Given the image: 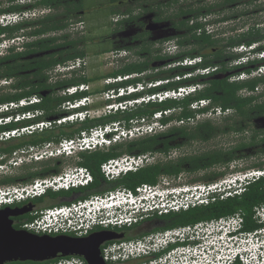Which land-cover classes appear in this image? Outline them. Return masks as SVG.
Listing matches in <instances>:
<instances>
[{
	"label": "flooded vegetation",
	"instance_id": "1",
	"mask_svg": "<svg viewBox=\"0 0 264 264\" xmlns=\"http://www.w3.org/2000/svg\"><path fill=\"white\" fill-rule=\"evenodd\" d=\"M74 5L79 6L78 4L84 0H69ZM189 0H119L118 3H121L122 7L125 10L131 12L123 13L124 20H128L130 15L137 17V22L133 24H126L123 27V30L119 32L122 42L119 46H114L112 48L115 54L118 52H125L126 57L121 59L123 65L118 68H111L112 61L105 62L99 67H92L90 62H87V54L89 52L84 51L83 57H78L76 59H81L83 63L73 70H63V72L58 75L52 76V71L55 66L45 69L42 79L38 78H15L9 79L8 84L17 86L21 83H27L28 85H34L39 87L41 83V92L40 96L32 95L30 97H24L22 99L28 100L32 97L37 98V102H33L32 105L28 102L26 107L13 109L8 112L0 113V119L2 118H11L10 123L0 126V134L3 132L11 130H19L24 126L34 125L38 122H49L50 126L44 129L43 131H34L31 134H21L18 133L17 136L12 137L5 141H0V148L7 146L8 144L15 143L20 145L25 143L23 146L15 149L11 153L0 152V163L6 165L5 176L0 179L13 177L19 175L18 171H24L25 173L35 172L37 175H44L43 177H36L34 179L45 178L48 176H53L61 173L67 167H83L80 163L87 158V156H94L92 161L96 160L95 155H113V157L108 160L103 161L100 166L110 160H123L141 158V163L133 165L130 163L131 168L136 169L135 172L127 173L123 176L118 177L115 180L107 181L105 178L102 184L98 186H92L94 183L93 175L90 169L87 171L92 176V182L84 187L77 190H71L70 194L65 193H46L42 197V201L39 202L36 199L27 200L20 204H14L11 206H3L0 210L5 208L9 210L20 209L24 206L31 207L30 212L20 216L10 217L13 223V227L17 226L20 222H23L27 219V216L35 210H41L46 207L59 206V205H68L72 202L78 201L80 199H85L90 196H101L108 192H119L120 194L125 195L127 192H132L137 195L140 194L137 192V188L141 185H147L151 188H156L158 191L167 192L174 191L176 188L160 187L158 183L161 179L163 180H174L180 179L181 177H188L189 180H197L203 182H216L225 177L243 171H237V168L234 165L242 163L241 161L247 159L256 158V143L264 145V109L262 110H250L246 115L241 114V112L235 108L222 109L220 106L211 105L212 109H197L193 110L189 108L188 112L185 114V118H179L182 115L183 111L171 110L168 115H164V118H168V124H161L162 127L154 128L150 133L140 131L137 133L131 134L128 138H122L121 141L113 143L108 147H97L92 150H80L78 147H75V155H77L78 160L65 161L66 158L57 157L52 158L50 155L59 147L60 141L63 139H69L75 137L82 131H89L90 129L97 127H104L112 123H117L118 126L113 129L109 134L106 135L107 138L111 139L115 135L121 136V133L131 132L133 127L127 122L124 118H118L112 122H105L109 119L111 115H119L120 113L125 116L129 111H112L110 114H106V108L108 106H113L118 103H128L134 99L139 98L143 93H136L134 95L123 94L120 98L107 99L106 94L109 92L117 91L119 89H127L128 87H137L140 85H146L154 81H167V83H175L177 77L180 86H189V85H201L203 89L207 84L197 83L192 84L190 79H182L183 76L187 73H192L191 67H167L168 65H173L178 62L183 61L187 58H196L189 57L187 53H192V46L180 45L179 40H182L186 37H190V33L187 28H180L179 25L174 22L172 19H168V16L172 14V11L177 8L179 5L188 4ZM203 1V0H202ZM208 1V0H204ZM105 6L107 12L109 13L113 2L111 0H105ZM211 2V0L209 1ZM45 9V8H43ZM62 12L60 14L55 13V8H47L46 14L42 18L56 17L59 16L61 19L65 18V8H61ZM51 11L53 13H51ZM233 15L232 21L234 22V39L237 43L236 46L244 47V52L258 53L264 51V0H233ZM88 10H82L80 8L74 9L70 15L81 17ZM3 15V14H2ZM183 17L180 19V22L184 21ZM71 21V20H70ZM61 30H51L46 32L41 36L43 39H55L54 45H59L62 43L58 38L61 36ZM30 39V38H29ZM253 39L254 42L248 44V40ZM173 41L176 45V52L173 55H163L161 49L155 48V44H160L163 42ZM121 49H117L118 47ZM97 53L99 55H104L111 53L112 60H115V55L113 51ZM205 58H210L214 60H224V50L222 46H208L201 50H197ZM94 54V53H91ZM96 54V53H95ZM184 55V56H182ZM135 56V57H134ZM153 57H157L154 59ZM200 57V56H198ZM202 59V57H200ZM67 60L63 63L73 61ZM86 60V61H85ZM115 62V61H114ZM217 62L215 66V71L210 73L207 76L215 77L220 75L219 70L222 68V63ZM160 63H163L162 65ZM57 64V65H59ZM135 64L137 66H144L142 72H133L130 74H118L115 77L112 75L119 72L123 67L127 65ZM234 64V63H233ZM110 67V68H109ZM180 70L184 72L179 75L177 74ZM134 75L132 78L123 80L121 82L107 84L105 81L109 78H116L119 76ZM221 77V76H220ZM73 79L74 84L66 83L68 80ZM155 79V80H151ZM84 85L86 88L82 92H77L73 96H67L62 94V91L68 87ZM30 86L27 87V89ZM197 92V91H196ZM238 92V96L243 98L242 94ZM159 93V92H158ZM141 94V95H140ZM137 97L134 98V96ZM139 95V96H138ZM253 98L250 108H254L257 105L264 106V94L252 95ZM82 98H89L90 103L85 104V106H80L75 109H67L66 103L75 102ZM20 99V100H22ZM17 100V101H20ZM11 101V102H17ZM219 107L221 109L220 113H216L214 108ZM39 112V115L37 114ZM80 112H88L86 119L83 122L96 124L93 127L79 130L82 122L69 123L65 122L60 125L56 124L57 120L67 118L70 115L78 114ZM176 112V113H174ZM29 113L31 117L28 120H20L19 122H14V119L17 115L21 116L22 114ZM105 122V123H103ZM11 127V128H10ZM72 133L71 137H67L65 134ZM41 135V136H40ZM42 139V141H37V139ZM155 139L150 141H143L145 139ZM36 140L33 142V140ZM31 141L33 143H31ZM132 142H139L136 145H133ZM245 144L249 145L243 150L240 149V145ZM17 150L25 151L26 162L23 165L18 167H7V164L13 160V153ZM39 154L42 156V159L39 161L34 160V156ZM259 157H264L263 154H260ZM264 162V161H263ZM93 164V163H92ZM41 165V166H39ZM39 166V167H37ZM99 166V173H100ZM168 166L171 167L172 174H167ZM263 166V165H262ZM231 167L234 169H231ZM230 168V170H229ZM248 168H257V166H250ZM142 169H147L148 173L144 176L147 180H156L154 186L148 184H141L135 186L132 190L131 187L126 184L120 183V181L127 175L131 173H136ZM228 169L229 172L226 170ZM247 169V168H245ZM227 172V173H226ZM221 173H224L220 176ZM229 173V174H228ZM215 176L211 179V177ZM32 179V180H34ZM30 180L29 182H31ZM136 180L133 179V183ZM28 183V182H26ZM22 184V182L14 184H0V185H16ZM182 189V187H178ZM192 195V189H185ZM97 192V193H96ZM242 193V192H241ZM240 193V194H241ZM234 194V193H233ZM228 193L226 195H221L219 197L211 196L213 201L223 200L228 197L238 196ZM239 194V195H240ZM209 203V204H210ZM208 205V204H207ZM168 211L166 213H170ZM179 212V211H178ZM157 216H154L152 213L141 216L135 223L129 226L122 227H94L88 233H97L101 231H112L120 236V239L113 241H108L103 246H108L110 244H121V243H140L144 246L145 249L150 251L151 244L156 241L158 238H163L161 235L164 232L171 231L172 237L168 236L167 243L165 246L160 247L155 252H149L147 255L141 256L140 261L148 260L149 262L156 261H169L176 260L178 257L183 256L184 258L188 257L187 262L194 261V257H198L199 261H203L207 256H210L214 251L209 242L213 239L220 240L224 238L227 241H233L234 243L243 242L245 237L243 234L252 233L254 231H261L264 228V225H260L258 228L253 231H244L241 228L238 230H228V227L225 226L223 230L225 233L231 232L229 236L225 237H216L213 232H207L198 237L197 233L194 231V227H178L172 230L161 231L166 227V223L161 219V215L155 212ZM150 218V219H149ZM222 218L212 223H217L218 221L224 220ZM205 225V224H200ZM187 228L188 230L182 235L176 234L175 230ZM231 229V228H230ZM87 234V235H88ZM161 236V237H159ZM175 236H179V240H173ZM73 237V236H72ZM220 238V239H219ZM252 241H262L264 240L263 235H255ZM172 242V243H168ZM192 252L194 254H192ZM198 255L196 256L195 254ZM158 255V256H156ZM193 257V258H192ZM263 258L264 256H261ZM191 258V259H190ZM138 259V258H137ZM138 260L129 259L124 262H118V264H133ZM174 264V262L172 263Z\"/></svg>",
	"mask_w": 264,
	"mask_h": 264
},
{
	"label": "built area",
	"instance_id": "2",
	"mask_svg": "<svg viewBox=\"0 0 264 264\" xmlns=\"http://www.w3.org/2000/svg\"><path fill=\"white\" fill-rule=\"evenodd\" d=\"M22 1H31V0H22ZM34 1V0H33ZM23 3V2H22ZM34 11L23 12V13H11L7 15H0V25L7 24H15L20 21H23L27 18L34 17ZM30 16V17H29ZM124 18L123 15H112L110 20L112 21V25H115L117 22L121 21ZM81 23V22H79ZM73 24H69L67 28L70 30H74L72 26ZM207 33H212L208 27H206ZM19 41V40H17ZM9 43H15L13 39H4L0 41V55L2 51H5V48L9 45ZM17 44V43H16ZM155 48L161 49L163 55H173L177 48L173 41L163 42L160 44H155ZM244 47L240 46L234 48L233 51L240 52ZM18 50L21 48L18 47ZM115 54V53H114ZM115 58H124L126 57L125 52H118V54L113 55ZM262 58L264 57V51L258 52L255 55H251L248 57H243L234 62V64L243 63L248 59L253 58ZM81 59H75L73 61L67 62L66 64L56 65L54 70L52 71V76L58 75L63 72V70H73L74 68L79 67L81 63ZM202 59L200 57L196 58H187L181 62H178L173 65H168L167 67L179 66V67H193L201 63ZM215 67H207V68H197L192 73H187L183 76L182 79H189L195 76H207L210 73L214 72ZM134 75H126L119 76L116 78H109L105 82L107 84L121 82L123 80H127L132 78ZM264 76V66L257 67L252 70L249 74L241 73L239 75L232 76L230 81H242L253 79L257 77ZM177 77L176 79L179 80ZM161 81H154L146 84L147 88H154L159 85ZM162 83H167V81H163ZM201 85H189V86H181L176 89H170L166 91H162L159 93L147 94L143 95L137 99H134L128 103H118L115 106H108L106 109V114H110L112 111H133L139 105V102L148 103V102H163L168 99L172 100H182L187 96L194 94L196 91L201 90ZM86 88L84 85L72 86L64 89L62 94L67 96H73L79 91H83ZM142 89V87H128L127 89H119L115 92L114 97L122 95V94H133L136 89ZM110 95L106 94V98H111ZM243 97H250L252 95H260L264 94L262 89L257 86L253 91L242 90L240 92ZM28 102L33 103L37 102V98L32 97L28 100L22 99L17 102H9L0 104V113L8 112L13 109H17L20 106L26 105ZM88 99L82 98L75 102L66 103L67 109H75L82 105L87 104ZM209 103L208 100H200L192 103L190 108L193 110L202 109L207 106ZM212 109V108H210ZM112 110V111H111ZM216 113H220L221 109L219 107L214 108ZM168 112L155 113L152 116L154 122L149 124H144L142 126L135 124L134 121L130 122V125L133 127L131 132L121 133L122 135H115L111 139L107 138L106 135L109 134L113 129H115L118 124L112 123L109 125H105L104 127H97L90 129L89 131H82L77 134L73 138L63 139L60 142L59 147L50 155L52 158L57 157H65V161H77V155H75V147H78L80 150H92L97 147H108L113 143L121 141L122 138H128L133 133H137L140 131H144L150 133L156 127H162L159 123V119L163 115H167ZM39 115V112H37ZM88 115V112H80L78 114L70 115L67 118H63L56 121L57 125H60L65 122L74 123V122H83ZM31 114L26 113L21 116L17 115L14 119V122H19L22 119H29ZM11 118H2L0 119V126L10 123ZM50 126L49 122H38L34 125L24 126L19 130H11L7 132H3L0 134V141L8 140L12 137L21 134H31L34 131H43L47 127ZM13 160L7 164V167H18L20 165L25 164V151L17 150L13 153ZM42 159V156L36 154L34 156V160L39 161ZM133 165L137 163H141V158L135 159H127L123 160H110L103 163L100 166V174L107 181H112L117 179L120 176H123L130 172H135L136 169L129 167L130 163ZM6 165L0 163V178L5 176ZM264 178V165L257 168H247L243 171L237 172L235 174H231L225 177L222 180L216 181L214 183L203 184L201 187L195 186L194 191L199 190L198 193L189 195L185 197L180 202H172L169 209L167 207L158 211V214L166 213L169 210L172 212L185 211L189 208H192L197 205H207L213 201V198L209 196L211 192L216 190L221 184L227 185V188L234 186L236 183L242 184V186L247 185L257 179ZM92 182V176L84 167H67L61 173L53 176H48L45 178L34 179L28 183L16 184V185H0V208L3 206H11L14 204H20L27 200H33L43 197L46 193L50 192L53 194H57L60 192H68L71 190H77L79 188H84L88 186ZM264 188V184H263ZM138 193L144 192H152L153 188L147 185H141L137 189ZM244 191V188L236 191V194L239 195ZM154 192V191H153ZM194 193V192H193ZM127 198H134L132 192H127L125 195L120 194L119 192H108L101 196H90L85 199H80L78 201L72 202L68 205H59V206H51L46 207L41 210H35L30 214L32 217L30 220L26 219L23 222H20L17 226L19 229L26 230L30 233L36 235H69L73 237H84L86 236L93 227V224L98 225V227L108 228V227H122L129 226L135 223L140 217H126V218H116L112 219H101L95 220L93 216V212L95 209H99L100 207H109L115 203V201L120 202V200ZM264 205L260 207H256L254 209V218L256 219L257 224L264 225ZM208 224H216L217 227H222L224 224L231 229L238 230L242 226V218L239 213L234 214L231 217H228L224 220L218 221L217 223H208ZM207 225V224H205ZM188 229L183 228L179 230H175L176 234L179 236L185 233ZM263 235L264 236V228L261 231H254L252 233L243 234L245 240L239 244V242L227 241L224 238L213 239L209 242V245L214 248V251L210 256H207L202 262L199 260H195L192 262H186L185 264H264V240L262 241H252L251 239L255 235ZM163 238H158L154 241L150 246V251L155 252L160 247L165 246L167 243L168 236L171 235V231H167L162 233ZM161 237V236H159ZM172 237V236H170ZM101 257L104 262L107 264H118V262H124L131 258L137 259L143 255L149 254V250L145 249L143 245L138 243H121V244H110L108 246H103L100 248ZM158 262L152 261L148 264H157ZM49 264H86L83 258L78 256H69L64 258H57L55 262Z\"/></svg>",
	"mask_w": 264,
	"mask_h": 264
},
{
	"label": "trees",
	"instance_id": "3",
	"mask_svg": "<svg viewBox=\"0 0 264 264\" xmlns=\"http://www.w3.org/2000/svg\"><path fill=\"white\" fill-rule=\"evenodd\" d=\"M13 3L14 0H8ZM113 2L112 8L108 13L109 18L112 15H123V13L131 12L129 10L120 11L119 9L123 8L121 3H118L119 0H111ZM206 3L203 4V3ZM79 6L74 8V5L69 0H34L32 3L19 4L7 6L6 8L0 9V15L2 14H11V13H23L36 8H65V18L61 19L59 16L41 18L37 21H20L15 24L0 26V38L11 39L16 35L21 34L23 38H26L27 41L24 42L20 51L14 52L13 49H9L7 54L0 55V81L9 80L15 78H38L42 79L44 77V70L51 68L59 63H63L67 60L76 59L78 57H83L84 51L79 50V44H82V39H70L67 34H62L58 40H61L62 43L59 45H54L55 39H43L41 38L46 32L51 30H61L64 31L67 29L70 22L74 18H81L77 16H71L70 13L75 9L84 8V4L81 1ZM233 8V0H216L214 2L202 1V0H192L186 5H179L172 11V14L168 16V19H173L174 22L179 25L180 28H187L190 33V37H186L182 40H179L180 45H191L193 48L192 53H187L189 57H202L201 63L190 68L191 71H194L196 68H207L210 66H215L217 62L222 63V68L219 70L220 75L215 77L211 76H195L191 77L192 84L205 83L207 84L203 89L195 92L194 94L185 97L179 101L165 100L163 102L153 103L148 102L137 106L133 111L127 112L125 116L121 113L119 115H111L108 120L105 122H112L118 118H124L127 122H131L134 119H147L150 120L155 113L162 112H171V110L183 111L182 115L179 118H185L188 112L190 105L196 101L200 100H209L211 105L220 106L222 109L235 108L241 112V114L246 115L250 110H262L264 106L257 105L254 108H250L253 98L252 97H243L240 98L237 94L241 90L253 91L257 86L264 85V76L242 80V81H230L229 79L234 75H239L241 73L249 74L252 70L257 67L264 66V58L258 59H248L245 62L238 64H233L237 60L243 57H248L252 52H235L234 48H237V43L235 42L234 37H228L224 39L220 38L215 32L207 33L206 27L222 24L224 22L232 21V15H224L222 18H217L216 20L206 19L208 16L215 15L221 11L228 10ZM184 18L183 22H180V19ZM198 18L203 19L204 21H197ZM71 20V21H70ZM69 21V23H68ZM137 22V17L130 15L128 20H121L117 22L114 26H117L118 29L123 28L126 24H133ZM30 38V39H29ZM255 40H248V44L254 42ZM120 43V42H119ZM208 46H222L224 50V60L212 61L210 58H205L197 50H201ZM118 47L117 49H121ZM182 55V56H184ZM156 59L157 57H153ZM144 66H137L135 64L127 65L123 67L119 72L114 73L112 76L115 77L118 74H130L133 72H142L145 68ZM184 70H180L177 74L181 75ZM223 76L222 78H219ZM155 80V79H151ZM66 83L74 84L73 79L68 80ZM181 82L176 81L175 83H165L161 86L154 87L152 89H146L143 91V95L158 93L170 89H176L180 86ZM10 89L14 90V93L0 94V104L9 103L11 101H17L24 97H30L32 95L40 96L41 92V83L39 87L34 85H28L27 83H21L17 86L8 85ZM30 86L28 89L27 87ZM134 95V94H132ZM141 95V94H140ZM139 96V95H138ZM142 96V95H141ZM140 96V97H141ZM137 95L134 96V98ZM207 109V108H206ZM205 110V109H202ZM161 124H168L169 119L164 118V115L159 120ZM103 122V123H105ZM96 124L82 122L79 130L87 129L95 126ZM11 128V127H10ZM264 134V133H263ZM67 137H71L72 133L65 134ZM41 136V135H40ZM155 139H145L143 141H150ZM36 141L35 139L33 142ZM37 141H42L37 139ZM31 141V143H33ZM139 142H132L133 145L138 144ZM25 143L16 145L15 143L8 144L7 146L1 147L0 152L11 153L15 149L23 146ZM249 145L241 144L240 149L248 147ZM257 156L260 154L264 155V145L256 143V152ZM94 156L84 157L83 161L80 163L81 166L90 169L94 183L92 186H100L104 181L103 177L99 173L100 164L113 157V155H95L96 160L92 161ZM93 163V164H92ZM262 164H255L254 166L261 167ZM148 173L147 169H142L136 173H131L125 176L120 183L126 184L131 187L133 190L135 186L141 184H148L154 186L156 180H147L144 176ZM167 174H172L171 167L168 166ZM224 173H221L222 176ZM44 175H37V173H23L15 175L13 177H8L0 179V184H14L18 182L26 183L36 177H43ZM215 176L211 177L214 178ZM133 179L136 180L133 183ZM264 178H261L258 181H255L247 185L244 191L234 197H228L221 201L216 200L213 203L208 205H197L192 208H189L185 211L181 210L179 212H170L162 214L160 217L166 223V227L161 229V231L172 230L178 227H194L200 224H208L213 221L220 220L222 218H228L233 216L236 213H239L242 218V230L244 231H253L258 228L260 225L257 224L256 219L254 218V209L264 205ZM65 194H70L68 192H60ZM97 193V192H96ZM39 202L42 201V197L36 199ZM154 216H157L155 212L152 213ZM32 217L27 216V219L30 220ZM150 219V218H149ZM15 229H19L18 226H14ZM158 256V255H156ZM141 258V257H140ZM136 263L133 264H148L149 261H140L139 259ZM55 262V260L46 261L43 263H8V264H49Z\"/></svg>",
	"mask_w": 264,
	"mask_h": 264
},
{
	"label": "rangeland",
	"instance_id": "4",
	"mask_svg": "<svg viewBox=\"0 0 264 264\" xmlns=\"http://www.w3.org/2000/svg\"><path fill=\"white\" fill-rule=\"evenodd\" d=\"M32 1L33 0L24 2L22 0H14V2L11 3L8 0H0V9L6 8L7 6H10V5H14L16 3L26 4V3H32ZM104 1L105 0H84L83 1V4H84L83 9L84 10L90 9V12H87V14L83 15L81 18L72 19V21L70 23L73 25L70 27H73L74 30H70V28H67L66 30L62 31L60 34L61 35L67 34L70 39H82L83 43L79 44L78 49L89 52V54H87V57H89V59H86V60H87V62H90V65L92 67H99L105 62H109V61L111 62L112 61L111 68H118V67H121L123 65V63L121 62L122 58H115V60H112L111 53L104 54V55L97 54V53H102V52H109L110 50H112V48L114 46H119L122 44V42L119 41V39H121L119 32L121 30H123V28L118 29L117 26L112 25L113 23L109 18L107 8L105 6ZM190 1H192V0H189L188 3H190ZM208 1H210V0H208ZM214 1H216V0H211V2H214ZM203 4L206 5L205 2ZM45 10H47V8H45V9L36 8L35 10H31L30 12L34 11V14H36V15L34 17L29 16L30 18H27L23 21L40 20L46 14ZM119 10L123 11L124 8H121ZM61 12H62L61 8L55 9V13L57 15L60 14ZM233 12H234L233 8H230L228 10L216 13L215 15L208 16L206 19H209V20L212 19V21H213V20H216L217 18L218 19L222 18L224 15L225 16L226 15H232ZM51 13H53V12L51 11ZM3 15H7V14H3ZM197 21H204V20L198 18ZM79 22H81V23H79ZM68 23H69V21H68ZM208 29H210L211 32H215V34L217 33L216 35H218V37H220V38L223 37L224 39H226L228 37H233V35H234V22L228 21V22H224L222 24H217V25L215 24L213 26H209ZM4 39H6V38H0V41L4 40ZM11 39H13L15 43H21V42H18L17 40L23 41V43L26 41V38H23V36H21V34L16 35ZM8 41H10V39H8ZM19 48H22V44H21V46H19ZM113 50H115V49H113ZM240 52H244V51L241 50ZM5 53H6V51H2L3 55ZM91 53H94V54H91ZM113 53H115V52L113 51ZM82 62L83 61H81V63ZM8 85L9 84H8L7 80H1L0 81V94L14 93V90L10 89ZM259 87L262 89V92L264 93V85L261 84V85H259ZM142 104H144V103H142ZM176 111H178V110H176ZM174 113H176V112H174ZM167 115H168V113H167ZM152 122L153 121H151V119L146 120V124L151 125ZM263 161H264V157L257 156L256 158H253V159H247V160L241 161L242 163H238L237 165H234V167H236L237 171H239V170L248 168V167L255 165V164H262ZM39 166H41V165H39ZM39 166H37V167H39ZM234 167L233 168L231 167V169H234ZM229 170H230V168H229ZM226 171L229 172L228 169ZM18 173L19 174L23 173V170L18 171ZM225 176L222 179H224ZM222 179H220V180H222ZM207 183L208 182L197 181V180H192V179L189 180L188 177L184 176V177H181L180 179H174V180H163V179H161L158 183V186H159V189H160V187L176 188V190L179 189L178 187H182L184 189H192L193 190L192 193L194 192L193 194H195V192L196 193L199 192V190L194 191L193 188L195 186L201 187L203 184L206 185ZM212 183H214V182H212ZM153 190H158V189L153 188ZM150 195H152V194H150ZM263 215H264V213H263ZM216 229H218L216 224H207V225H199V226L195 227L194 231L197 233L198 237H202V235L206 234L207 232L208 233L209 232H213V233L216 232ZM192 254H194V253L192 252ZM195 255L197 256L198 253ZM201 258L194 257L195 260H198ZM188 260H189L188 257L184 258L183 256H181L180 258L178 257L176 260H170V262L169 261L164 262L162 260L157 264H172L173 262H174V264H185Z\"/></svg>",
	"mask_w": 264,
	"mask_h": 264
},
{
	"label": "water",
	"instance_id": "5",
	"mask_svg": "<svg viewBox=\"0 0 264 264\" xmlns=\"http://www.w3.org/2000/svg\"><path fill=\"white\" fill-rule=\"evenodd\" d=\"M30 210L29 206L17 210L7 208L0 210V264L43 263L69 256L81 257L86 264H107L100 255L102 244L120 239V236L112 231L72 237L36 235L26 230L15 229L10 217L27 214Z\"/></svg>",
	"mask_w": 264,
	"mask_h": 264
},
{
	"label": "clouds",
	"instance_id": "6",
	"mask_svg": "<svg viewBox=\"0 0 264 264\" xmlns=\"http://www.w3.org/2000/svg\"><path fill=\"white\" fill-rule=\"evenodd\" d=\"M7 25H11V24H7ZM0 26H2V25H0ZM3 26H6V25H3ZM26 41H27V39H26ZM18 42H21V43H17V44L16 43H11V44H9L5 48V51H6L5 54H7L9 49H13L14 52L19 51L18 47L21 46V44L23 45L24 43H23V41H18ZM255 54H252V55H255ZM262 58H264V57H262ZM255 59H258V58L256 57ZM177 81H179V80H177ZM162 82L163 81H161V83L159 85H157L156 87L165 84V83H162ZM139 87H142V89L138 90V88H137L136 91L133 94L142 93L146 89H152V88H147L146 85H143V86L140 85ZM79 92H82V91H79ZM115 92L116 91L111 92L112 97L111 98H107V99L110 100V99L120 98L121 96H123V94H122V95L114 97ZM108 95H110V93H108ZM127 95H132V94H127ZM87 99H88V102H87V104H88V103H90V99L89 98H87ZM168 100H172V99H168ZM173 101H176V100H173ZM139 103H140L139 105H141L143 102H139ZM153 103H158V102H153ZM32 104L33 103L28 104V105H32ZM28 105L20 106L18 108H24V107H26ZM139 105H137V106H139ZM83 106H85V105H82V107ZM113 106H115V104ZM113 106H112V108H113ZM206 108L207 109L211 108L210 101H209L208 105L205 106L202 109H206ZM168 113H170V112H168ZM22 120H25V119H22ZM26 120H28V119H26ZM146 120L145 119H140V120L134 119L133 121L135 122V124L142 126V125L146 124ZM151 121L154 122V119L151 118ZM258 180L259 179L255 180V181H258ZM255 181H253V182H255ZM253 182H251V183H253ZM251 183H249V184H251ZM249 184H247V185H249ZM247 185L242 186V184L236 183L234 186H231L230 188H227V185L221 184L216 190L211 192L209 194V196L211 195V196L219 197L221 195L224 196V195H226L228 193H231V194L234 193L233 195H236V191H238L239 189H242V188L245 189V187ZM153 191L152 192H144V193H140V194H137V195L133 194L134 198H131V199L124 198V199L120 200V202L115 201V203L112 204L109 207H100L99 209H95L94 212H93V216H94L95 220H97V219L98 220H101V219H112L113 217L126 218V217H131V216L135 217V218H138V217L144 216L146 214H150V213H153V212H158V211H160L161 209H163L165 207H167L169 209V207H170L172 202H180L185 197H188L190 195V193L185 191L184 188L178 189V190H174V191H167V192H162V191H158V190H153ZM150 194H152V195H150ZM93 227H98V225L93 224ZM224 227L225 226L218 227V229H216V232H214V236H216V237H218V236L219 237L220 236L221 237L222 236H229L231 234V232L225 233L226 231L223 230ZM228 230L229 231H231V230L234 231V229H230V227H228ZM179 239H180L179 236H175L173 238L172 242L174 240H179ZM172 242H168V243H172Z\"/></svg>",
	"mask_w": 264,
	"mask_h": 264
},
{
	"label": "bare ground",
	"instance_id": "7",
	"mask_svg": "<svg viewBox=\"0 0 264 264\" xmlns=\"http://www.w3.org/2000/svg\"><path fill=\"white\" fill-rule=\"evenodd\" d=\"M222 237H225V236H222Z\"/></svg>",
	"mask_w": 264,
	"mask_h": 264
}]
</instances>
